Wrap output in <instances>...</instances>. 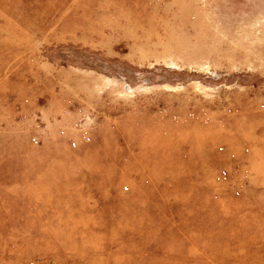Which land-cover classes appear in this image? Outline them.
Here are the masks:
<instances>
[{
	"label": "rangeland",
	"instance_id": "374dc122",
	"mask_svg": "<svg viewBox=\"0 0 264 264\" xmlns=\"http://www.w3.org/2000/svg\"><path fill=\"white\" fill-rule=\"evenodd\" d=\"M0 264H264V0H0Z\"/></svg>",
	"mask_w": 264,
	"mask_h": 264
}]
</instances>
